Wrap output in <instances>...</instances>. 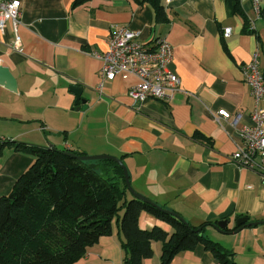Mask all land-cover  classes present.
<instances>
[{"label":"crops","instance_id":"0c3cea01","mask_svg":"<svg viewBox=\"0 0 264 264\" xmlns=\"http://www.w3.org/2000/svg\"><path fill=\"white\" fill-rule=\"evenodd\" d=\"M72 1L19 0L21 51L10 47L13 33L6 24L0 64L15 77L17 90L0 85V137L119 157L136 192L192 225L228 219L232 228L238 214L248 221L264 219L260 172L229 159L242 144L240 129L252 125L249 113L255 104L242 68L255 51L264 68V19L251 0L240 4L254 33L242 32L241 17L229 14L224 0H163L164 23L156 22L147 1L89 0L75 7ZM114 24L137 31L143 41L163 37L171 44L168 68L180 80L171 102H134L127 95L137 81L132 74L99 78L101 61L93 52L106 50ZM226 27L230 32L224 36ZM70 85L82 89L86 107L76 108ZM219 109L229 117L216 122L211 112ZM194 133L211 144L197 141ZM32 161L28 154L3 149L0 196ZM138 225L172 230L146 212ZM204 232L231 252L236 264H264V221L226 232L207 225ZM120 243L112 223V233L99 237L73 264H122ZM151 247L153 254L143 264H160V243ZM170 264L220 263L197 244L178 252Z\"/></svg>","mask_w":264,"mask_h":264},{"label":"trees","instance_id":"16d2710c","mask_svg":"<svg viewBox=\"0 0 264 264\" xmlns=\"http://www.w3.org/2000/svg\"><path fill=\"white\" fill-rule=\"evenodd\" d=\"M87 1L73 0L72 6ZM138 1H147L153 7L156 22L168 21L163 0ZM240 1L224 0V3L229 14L241 17L242 32L254 33ZM258 17L264 19V5ZM223 48L227 53L224 43ZM261 74L264 78V68ZM193 138L211 144L200 133H194ZM5 147L28 154L33 161L16 178L9 193L0 196V264H73L99 237L112 233V223L117 225L122 264H143L153 254L152 242L160 243V264H170L178 252L191 250L197 244H202L220 264H236L231 252L205 235V227L219 220L192 225L175 211L164 212L135 198L126 188L122 169L115 162L82 161L73 156L83 155L82 152L70 150V154L3 137H0V159ZM141 212L166 222L171 232L158 226L140 228ZM239 228L235 225L220 231Z\"/></svg>","mask_w":264,"mask_h":264},{"label":"built area","instance_id":"2783aa9c","mask_svg":"<svg viewBox=\"0 0 264 264\" xmlns=\"http://www.w3.org/2000/svg\"><path fill=\"white\" fill-rule=\"evenodd\" d=\"M259 1L251 0L257 16L261 8ZM7 23L13 33L10 47L21 51L18 34L21 24L19 0H0V37ZM229 30V27L224 28L223 35L227 36ZM93 56L101 61V80H112L119 73H129L137 78L127 90V95L134 102L152 99L169 103L180 90L178 76L168 68L172 47L163 37H152L143 41L137 31L125 25L114 24L109 29L106 50L93 52ZM242 75L255 102L250 111L252 125L240 129L242 144L229 159L240 167L258 170L264 181V79L259 68L257 51L243 66ZM211 116L219 122L221 118H227L229 113L220 109L211 112Z\"/></svg>","mask_w":264,"mask_h":264},{"label":"water","instance_id":"95a60500","mask_svg":"<svg viewBox=\"0 0 264 264\" xmlns=\"http://www.w3.org/2000/svg\"><path fill=\"white\" fill-rule=\"evenodd\" d=\"M0 85L4 86L6 89H8L9 91H12V92H16V90H17L15 77L13 76V74L10 72V70L6 66H3L1 64H0ZM69 90L75 96L74 105L76 106V108H78L80 106V104H82V108L86 107L85 100L83 98H81L82 89L79 86L70 85ZM47 147H52V146L48 145ZM67 153H70V152H67ZM73 156H75L77 159L82 160V161H94V160L106 159V160H111V161L115 162L122 169L123 180H124L126 188L129 190V192L135 198H138V199L145 201L147 203H151V204L155 205L156 207H158L159 209L163 210L164 212L172 213L171 211H169L167 209H162L160 206H158L157 204H155L154 202H152L151 200H149L145 196L139 194L138 192H136L132 188V186L130 185L129 179H128L127 169L119 157H114V156H110V155H106V154H99V155L83 154V155H73ZM92 165H93V163L90 164V166H92ZM228 221H229L228 219H222V220L218 221L216 224H213V226L215 228H217L218 230H223L227 227ZM234 223L237 226L243 227V226L255 225L257 222L248 221L247 217H238L235 219Z\"/></svg>","mask_w":264,"mask_h":264},{"label":"bare ground","instance_id":"6f19581e","mask_svg":"<svg viewBox=\"0 0 264 264\" xmlns=\"http://www.w3.org/2000/svg\"><path fill=\"white\" fill-rule=\"evenodd\" d=\"M226 28H227V27H226ZM223 31H224V29H223ZM229 32H230V30H229ZM228 34H229V33H228ZM12 38H13V37H12ZM259 68H260V66H259ZM260 71H261V68H260ZM178 78H179V77H178ZM263 79H264V78H263ZM251 96H252V95H251ZM253 107H254V106H253ZM219 110H220V109H219ZM217 111H218V110H217ZM217 111H216V112H217ZM225 111H226V110H225ZM250 111H251V110H250ZM249 115H250V113H249ZM228 117H229V116H228ZM228 117H227V118H228ZM227 118H223V119H227ZM216 122H217V121H216ZM263 126H264V124H263ZM242 128H243V127H242ZM67 152H69V151H67Z\"/></svg>","mask_w":264,"mask_h":264},{"label":"rangeland","instance_id":"374dc122","mask_svg":"<svg viewBox=\"0 0 264 264\" xmlns=\"http://www.w3.org/2000/svg\"><path fill=\"white\" fill-rule=\"evenodd\" d=\"M35 145H38V144H35ZM39 146V145H38ZM40 146H42V145H40Z\"/></svg>","mask_w":264,"mask_h":264}]
</instances>
